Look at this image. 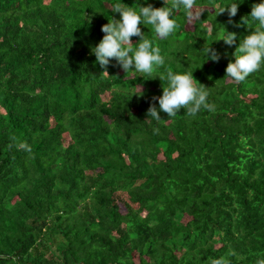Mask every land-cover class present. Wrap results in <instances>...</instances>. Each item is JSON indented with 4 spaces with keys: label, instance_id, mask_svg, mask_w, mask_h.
Listing matches in <instances>:
<instances>
[{
    "label": "trees",
    "instance_id": "16d2710c",
    "mask_svg": "<svg viewBox=\"0 0 264 264\" xmlns=\"http://www.w3.org/2000/svg\"><path fill=\"white\" fill-rule=\"evenodd\" d=\"M259 2L196 0L200 19L188 29L181 6L166 39L141 25L165 58L148 77L115 59L105 76L92 50L116 3L164 0H0V264L264 260V65L226 77ZM233 3L229 23L215 9ZM169 68L193 72L215 110L148 117Z\"/></svg>",
    "mask_w": 264,
    "mask_h": 264
},
{
    "label": "clouds",
    "instance_id": "9594fccd",
    "mask_svg": "<svg viewBox=\"0 0 264 264\" xmlns=\"http://www.w3.org/2000/svg\"><path fill=\"white\" fill-rule=\"evenodd\" d=\"M181 6L190 20L200 19L204 11L196 7V0H164L163 7H153L148 4L139 8L116 3L112 11L119 12L121 18L110 19L102 26L101 31L105 35L92 50L97 63L104 69L102 74L109 75L107 67L110 61L115 59L126 73L135 70L148 77L153 76V73L165 64V58L161 55L160 47L154 46L153 40L144 35L141 25H151L156 37L166 39L174 34L178 27L173 15ZM238 7L239 4L233 3L225 7L216 6L215 10L218 14L227 11L228 22L234 23L232 18L237 15ZM242 25H246L249 32L243 40H240L239 46L233 53L234 61H230L226 67V77L235 82L244 81L264 65V0L253 4L251 12L242 17L236 27ZM134 36L140 37L136 43L132 40ZM237 38L236 32L227 31L220 39H223L226 45L232 46L236 44ZM205 53L213 61L218 62L220 59V54L212 47L206 48ZM159 78L162 81L165 79L164 76ZM166 79L168 84L163 85V94L152 98L153 103L147 110L148 117L160 121L161 112L166 113L168 117H175L182 108L186 109L185 115L190 117L196 116L201 109L215 110V106L208 102L207 87L197 83L193 72L175 73L169 68ZM157 100L159 108L155 103ZM212 264H229V261L221 257L212 260ZM257 264H264V260H258Z\"/></svg>",
    "mask_w": 264,
    "mask_h": 264
},
{
    "label": "rangeland",
    "instance_id": "374dc122",
    "mask_svg": "<svg viewBox=\"0 0 264 264\" xmlns=\"http://www.w3.org/2000/svg\"><path fill=\"white\" fill-rule=\"evenodd\" d=\"M197 8H199V7H197ZM200 9H202V8H200ZM193 22H194V20H190L188 18L187 23H186V27L188 29H192L193 28ZM205 24L210 27V24L208 22H206ZM120 198H121V200L118 202V204L120 207V211L124 212L125 211V205L123 203L124 202L123 200H127V196L125 194H120ZM133 206H135V205H133ZM142 213H145V212H142Z\"/></svg>",
    "mask_w": 264,
    "mask_h": 264
}]
</instances>
